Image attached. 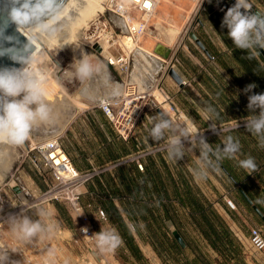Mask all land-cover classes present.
Instances as JSON below:
<instances>
[{
  "label": "crops",
  "instance_id": "1",
  "mask_svg": "<svg viewBox=\"0 0 264 264\" xmlns=\"http://www.w3.org/2000/svg\"><path fill=\"white\" fill-rule=\"evenodd\" d=\"M157 1L152 23L162 34L159 33L158 41L145 36L138 44L147 47L151 61L142 58L137 50L133 54L132 80L138 91L144 94L157 85L161 86L188 121L199 129H206L212 122L226 124L250 115L248 94L243 89L255 83L257 87L253 92L264 93V49H257L258 55L251 56L249 51L236 48L227 36L228 30L221 28L225 12L235 1L200 0L195 12L198 21L190 30L203 48L189 35H181L189 18L188 13L191 9L193 11L197 0ZM250 3L252 10L264 13V0H250ZM158 44L166 49L161 54L155 52ZM88 56L93 63L99 60L104 64L112 82L121 86L122 94L117 70L108 65L102 56ZM173 56L178 59L173 69L181 77L182 84L167 74L172 67H167L165 61ZM97 79L93 77L87 82L91 90L89 94L84 93V85L81 89L77 88L76 93L84 95L77 99L86 103V107L75 106L71 117L62 121L57 131L60 143L76 170H101L82 187L81 203L85 214L98 229L103 227L118 233L121 243L114 251L121 262L118 261L121 264H148L145 248L164 254L165 250L156 242L153 247L151 241L153 237H158V222L167 227H161L164 236L169 237L176 230L183 237L188 247H182V253L188 248L193 252L196 247L210 248L194 223H191L193 232L184 223L186 220L189 224L192 217L191 207L186 201L187 193L191 192L203 205L211 204L227 224L244 254L245 264H264V250L255 251L249 239L253 226L260 227L264 233V221L252 206L255 202L264 214V147L260 146L258 138L244 127L215 140V148L222 146L223 139L229 135L239 140L241 150L237 159L221 160L228 164L237 181L231 179L219 163L218 171L209 168L207 176L198 179L194 169H197L199 149L185 146L184 159L175 161L168 158L166 149H161L164 141L156 143L149 137L151 118L160 112L148 101L151 97L143 102L144 111L130 135L123 138L99 108L100 100L113 97L98 87ZM207 106L215 109L212 121L207 118ZM136 154L140 155L143 170H139L131 159ZM249 156L257 165V170L251 175L238 166V159ZM210 158L215 162L214 157ZM31 183L35 187H43L35 176L31 178ZM240 186L245 188L252 204L243 197ZM225 197L234 201L235 210L227 206ZM99 209L105 211V221L99 218ZM119 220L122 223H118ZM124 231L132 238L131 248L122 238ZM192 259L196 261L194 254ZM192 259H189L190 263ZM230 264L234 262L231 260Z\"/></svg>",
  "mask_w": 264,
  "mask_h": 264
},
{
  "label": "clouds",
  "instance_id": "2",
  "mask_svg": "<svg viewBox=\"0 0 264 264\" xmlns=\"http://www.w3.org/2000/svg\"><path fill=\"white\" fill-rule=\"evenodd\" d=\"M10 8L8 20L10 24L27 26L36 23L41 30L48 28L43 18L58 11L61 0H9ZM250 0H235L233 6L227 9L221 21V28H226L227 36L240 50H247L251 56L258 55L257 49H264V13L251 12ZM5 42L8 38L0 31V53H5ZM30 49L17 46L10 48L7 55L21 67H0V144L22 146L31 135L35 126L48 122L52 108L47 102L45 89L46 79L31 68L34 58L29 55ZM250 56V58H251ZM27 65V66H23ZM75 74L85 83V94L91 91L87 82L97 77V85L112 97L121 95V86L114 84L104 64L97 60L95 63L90 56L83 55L75 66ZM257 85L250 83L243 89L247 95V109L251 113L244 118L245 129L256 136L261 147H264V93H254ZM34 106V107H33ZM257 110L258 114H257ZM209 121L216 115L211 106L205 108ZM149 137L153 142L165 143L167 156L171 160L180 161L185 156V141L193 144L197 141L199 156L194 175L205 178L208 169L219 170L218 162L227 159H237L241 145L238 139L229 135L223 139L222 146L216 148L207 142L202 133L193 138L186 126L174 123L166 113L159 112L151 118ZM209 128L217 133V126L211 123ZM220 136V132L217 133ZM210 157L215 158V162ZM238 166L248 171L249 175L257 170L253 157L238 159ZM42 219L49 216L44 209H39ZM11 229L18 239L30 241L31 238L44 232H53L57 225L41 221L33 222L27 216L12 218ZM87 235V228L81 229ZM93 237L100 253L114 252L120 245L121 239L113 229H104ZM51 255V253H50ZM6 256L0 254V264H4Z\"/></svg>",
  "mask_w": 264,
  "mask_h": 264
},
{
  "label": "built area",
  "instance_id": "3",
  "mask_svg": "<svg viewBox=\"0 0 264 264\" xmlns=\"http://www.w3.org/2000/svg\"><path fill=\"white\" fill-rule=\"evenodd\" d=\"M235 1V0H234ZM157 0H104L102 10L89 21L87 28L81 33V39L88 50L96 55L102 56L108 65L114 67L121 79L123 92L118 97L102 99L99 101V108L112 122L118 134L127 138L132 129L136 126L142 116L145 105L142 103L143 93H140L132 80V61L134 51L128 48L122 38L128 35L134 43H139V36L160 37L157 26L150 18L156 10ZM137 21L133 24V21ZM191 30L187 29L189 33ZM188 36V34H187ZM158 41V39H156ZM107 44L106 46L104 44ZM124 45H123V44ZM97 45L99 50H95ZM104 48L106 52H104ZM178 62L176 57L165 61L167 67H172ZM182 83H184L182 81ZM157 88L164 96V101L170 105L171 114L168 117L174 122L186 126L189 131L195 133L196 127L188 121L180 108L173 102L168 94L157 85ZM150 100V99H149ZM148 100V101H149ZM156 101V100H155ZM160 111V103L153 102ZM155 150V149H151ZM139 170H143V163L140 155L132 156ZM22 162H25L33 175L43 186L42 188H31L14 183L11 187L17 186L19 193L28 196L37 195L41 202L62 203L74 223L75 232L78 237L90 244L92 260L85 264H121L115 259L114 252L100 253L93 234L99 232L94 223L84 212L81 203V189L101 170L81 172L76 170L67 152L60 143L58 134L28 144L22 154ZM21 162V163H22ZM227 206L235 210L236 205L230 198H224ZM101 220L107 219L103 209L98 210ZM87 228V235L81 229ZM250 244L255 251L264 250V233L258 226L250 228ZM0 254L5 255V250L0 243ZM6 256V255H5ZM84 262V261H83ZM4 264H14L6 257ZM22 264H57L49 257L36 258L31 255L23 256Z\"/></svg>",
  "mask_w": 264,
  "mask_h": 264
},
{
  "label": "rangeland",
  "instance_id": "4",
  "mask_svg": "<svg viewBox=\"0 0 264 264\" xmlns=\"http://www.w3.org/2000/svg\"><path fill=\"white\" fill-rule=\"evenodd\" d=\"M199 4L200 0H197L195 7L193 6V11L191 12V9V13H188L189 18H187L181 33L182 36H187L188 33L186 30L191 29L190 27L197 23L198 19L195 12H197ZM151 22H153V17L151 18ZM84 28L76 30L77 32H75L67 47H55V50H48L47 52L49 53L47 54L48 56L51 54V57L47 58L45 54V58L41 63L54 79L53 81L52 78L49 81H46L48 85H51L52 87L56 86L54 87V93L52 96L56 93L57 95L65 96V101H68L70 104L72 103L71 107L67 109L71 113L76 109L73 102L78 100L77 97L81 98L84 96L82 93H76L77 88L81 89L83 85L85 86V83L80 81L75 74V66L77 62L83 58V55L93 54L88 50L81 39V33ZM159 33L162 34L161 32ZM157 39L159 40V38ZM139 40H142V38H139ZM166 42L168 43L167 40ZM47 83H45V85H47ZM154 88L157 89V86ZM148 98L150 97H147V99ZM149 102L157 103L153 97H151ZM65 110L66 108H58V111H53L51 113V118L48 122L40 123L35 126L31 132L30 138L22 146L7 144L0 145V243L5 250L6 257H8V259L14 264H22L24 255H31L36 258L49 257L57 264H85L88 260H92L93 254L89 250L91 249L90 244L77 236L74 223L69 212L62 203L41 202L37 195L31 197L23 193L16 195L17 192L13 189L14 186L11 187L14 183L17 185L21 184V186L27 188L33 186L31 185V178L34 177L33 172L25 162H22L24 149L32 142L58 134L57 126H60L62 121L68 119L67 116L63 115L67 112H65ZM215 125L217 126V133L220 132V136H222L231 130L234 131L244 127V118L235 120L231 123ZM196 130L195 133H192V137L195 138L197 133H202V135L206 137L208 143L209 140H213V137H220L209 127L206 129H199L196 127ZM165 143L161 144V149H166ZM197 143L198 142L195 140L193 144H191L190 141H185V146L192 149L196 148L197 150ZM41 208L49 214L48 217L44 219L41 218L39 215V209ZM24 216H27L33 222L41 221V223L45 225L47 222H51L57 225V227L53 232H44L31 238L30 241H24L18 239L16 234L13 233L10 223L14 217L22 219ZM158 223H155L156 227L159 229L158 237H153L151 240L153 247H155V242L157 246H159V241L162 239L163 230L161 227L167 229L164 223L161 225ZM184 223L189 231H194L191 224L193 223L192 220L189 224L186 220ZM169 226H171L170 223ZM172 236V234H169L168 238L172 239ZM188 249L187 252H183L178 258L167 257L166 254H158L157 252H153L151 248H145L144 254L149 262L148 264H186V261H189L190 258L192 259V254H194L191 248ZM195 249L197 253H200L201 256H205V259L210 261L208 264L214 262L216 264V262L220 261L219 257L215 255L211 248H203L201 246L200 249L197 247ZM241 251L242 250L240 249V252ZM241 254L244 258V254L242 252ZM114 256L115 259L119 260L116 253H114Z\"/></svg>",
  "mask_w": 264,
  "mask_h": 264
},
{
  "label": "bare ground",
  "instance_id": "5",
  "mask_svg": "<svg viewBox=\"0 0 264 264\" xmlns=\"http://www.w3.org/2000/svg\"><path fill=\"white\" fill-rule=\"evenodd\" d=\"M103 1L104 0H65L62 3V5L59 7L57 12L52 13L49 17L43 19V23L48 25V28L45 30H41L36 23H32L27 26L17 25L19 31L24 36H26L35 47L32 50V52L29 54L31 57L34 58V61L31 64V68L35 72L43 75L46 81H49L52 77L50 73L46 71L44 66L41 65V63L45 58V54L47 58L51 57V54H49L48 56L47 53L49 52L47 51L52 49L55 50V47L56 48L67 47L69 41L74 36L75 32H77L76 30L84 27L87 28L88 22L92 19V17H94L98 11L102 10ZM153 16H155V12L153 13L152 17ZM136 23H137L136 20L133 21V24ZM142 37L143 36H139L138 40L139 38ZM148 37H151L155 40L157 39L156 36H148ZM122 40L128 48L135 51V53L137 50L138 53L142 56V58L149 61V59L151 58V54L145 45L138 46L140 42L135 44L134 41H132L128 35H125V37H123ZM104 45L106 46L107 44L105 43ZM157 50L158 51L160 50L159 47H157ZM104 52H106L105 48H104ZM23 66H27V65H23ZM53 80L54 79L52 78V81ZM54 87L48 85V83L47 85H45V89L47 92V102L51 106L52 112L58 111V108L59 109L66 108L65 112L66 111L67 112L65 114L63 113L62 114L67 117H71L70 116L71 112H69L67 109L71 107L72 103L70 104L68 103V101L66 102L64 99L65 96L57 95V93L54 96H52L54 93ZM142 97L144 98V100H142V103L147 99V97H153L158 103H160L161 109L163 110L164 113L171 114L170 105L168 102L164 101V96L158 88L153 89L152 91L151 90L147 91L146 93H144ZM73 104L75 106H78L79 108L86 107V103L78 100L74 101Z\"/></svg>",
  "mask_w": 264,
  "mask_h": 264
},
{
  "label": "trees",
  "instance_id": "6",
  "mask_svg": "<svg viewBox=\"0 0 264 264\" xmlns=\"http://www.w3.org/2000/svg\"><path fill=\"white\" fill-rule=\"evenodd\" d=\"M231 131H229L228 133H230ZM216 139V137H213V140H209V143L212 144L213 148H215L214 143ZM218 163L231 179L237 181V178L231 172L227 163H224L222 161H219ZM240 188L247 195L245 188L243 186H240ZM186 201L191 207V220L194 223L195 227L199 230L203 239L206 240L210 248L220 257V261L216 262V264H230L231 260L234 262V264H245L244 258L240 252V248L236 244V241L234 240L229 227L213 210L211 204L203 205L200 202V199L196 198L191 192L187 193ZM255 204L256 203L254 202V205ZM256 206L261 210V208L257 204ZM118 223H122V220H119ZM122 238L124 239L128 247L131 248L132 238L128 236L125 231L122 232ZM161 238L162 239L159 241V246L165 250L164 254H166L167 257L169 256L178 258L182 254L181 250L184 248L179 245L174 236H172V239H170L163 235ZM186 246L188 247V244H186ZM193 253L196 257V261L194 262L192 259L190 263L187 260L186 264L210 263V261L205 259V256H201L200 253H197L196 249Z\"/></svg>",
  "mask_w": 264,
  "mask_h": 264
},
{
  "label": "water",
  "instance_id": "7",
  "mask_svg": "<svg viewBox=\"0 0 264 264\" xmlns=\"http://www.w3.org/2000/svg\"><path fill=\"white\" fill-rule=\"evenodd\" d=\"M65 0H61V4L64 2ZM10 3L9 0H0V31H3L5 36H7L8 38V43L5 42V53H0V67H20L21 65L16 64L9 55H7V51L10 48H15L17 46H21V47H26L28 49H30L29 54L32 52V50L35 48L33 46V44L30 42V40L24 36L18 29V26L15 24H10L9 20H8V15H9V8H10ZM251 12L255 13L256 11L251 9ZM51 15V14H50ZM49 15V16H50ZM46 16L45 18L49 17ZM43 18V19H45ZM35 23V22H34ZM188 35L193 38L194 40H196V42L203 48L202 44L196 39V36L194 34L193 31H190L188 33ZM159 51L157 49H155L156 53L161 54L162 51L166 50L162 45H159ZM95 50H99V47L97 45L94 46ZM262 50V49H261ZM264 55V53H263ZM165 56V55H164ZM167 74L178 84H182V79L181 77L178 75V73L175 71V69L173 68H169L167 71ZM161 112V111H160ZM16 192H19V188L17 186H15L13 188ZM241 194L243 195V197L250 203L252 204L251 199L246 195V193L239 188ZM254 210L257 212V214L262 218V220L264 221V214H262V212L260 211V209L252 204ZM174 238L176 239V241L179 243V245L181 247H184L186 245L184 239L182 238V236L178 233V231L174 230L172 232Z\"/></svg>",
  "mask_w": 264,
  "mask_h": 264
}]
</instances>
